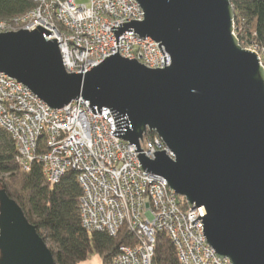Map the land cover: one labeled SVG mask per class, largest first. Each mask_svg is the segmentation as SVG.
I'll return each instance as SVG.
<instances>
[{"label":"water","instance_id":"1","mask_svg":"<svg viewBox=\"0 0 264 264\" xmlns=\"http://www.w3.org/2000/svg\"><path fill=\"white\" fill-rule=\"evenodd\" d=\"M143 21L111 30L118 52L85 73H68L60 42L40 25L0 33V72L53 109L78 98L109 108L115 136L137 146L155 132L173 152L139 153L141 168L164 177L199 208L206 243L231 264H264V65L235 33L231 0H136ZM126 31L170 54L148 68L119 54ZM165 64L166 57H165ZM194 220L192 223L194 224ZM0 264H56L22 207L0 189Z\"/></svg>","mask_w":264,"mask_h":264},{"label":"built area","instance_id":"2","mask_svg":"<svg viewBox=\"0 0 264 264\" xmlns=\"http://www.w3.org/2000/svg\"><path fill=\"white\" fill-rule=\"evenodd\" d=\"M37 0L27 14L0 20V33L33 30L38 25L57 38L68 73H85L118 52L111 30L120 23L143 21L144 10L136 0ZM119 35V54L135 58L148 68H165L170 54L151 37L126 31ZM259 54L264 65V49L247 47ZM165 57L166 62L165 64ZM97 114L90 102L78 98L63 108L53 109L23 83L0 72V126L16 142L17 162L29 171L39 160L47 178L57 182L70 170L78 173L83 189L80 201L83 225L89 230L116 235L127 224L136 236L134 246L121 247L111 264H152L156 234L165 231L183 264H231L217 256L206 243L199 208L184 210L182 196L168 181L141 168L139 153L154 158L156 151L173 152L156 134L145 135L142 149L113 133L116 121L109 108ZM46 136L45 152H38L39 140ZM195 221L193 224L192 222Z\"/></svg>","mask_w":264,"mask_h":264},{"label":"trees","instance_id":"3","mask_svg":"<svg viewBox=\"0 0 264 264\" xmlns=\"http://www.w3.org/2000/svg\"><path fill=\"white\" fill-rule=\"evenodd\" d=\"M236 10L235 32L244 47L264 49V0H231ZM37 6V0H0V20L23 16ZM155 136V132H150ZM46 136L39 140L38 152H45ZM18 149L12 135L0 126V189L22 207L54 254L56 264H81L99 255L110 264L123 246H134L136 236L127 224L116 235L87 229L81 218L83 189L78 173L70 170L50 181L39 160L29 171L17 162ZM184 210L189 208L182 198ZM152 264H183L178 249L165 231L156 234Z\"/></svg>","mask_w":264,"mask_h":264},{"label":"rangeland","instance_id":"4","mask_svg":"<svg viewBox=\"0 0 264 264\" xmlns=\"http://www.w3.org/2000/svg\"><path fill=\"white\" fill-rule=\"evenodd\" d=\"M77 2L80 3H85L87 2L86 0H77ZM236 33V32H235ZM180 196V195H179ZM155 253V252H154ZM154 257V255H153ZM153 259V258H152ZM104 264L103 259L99 255H93L88 262H84L82 264ZM111 264V263H110Z\"/></svg>","mask_w":264,"mask_h":264},{"label":"crops","instance_id":"5","mask_svg":"<svg viewBox=\"0 0 264 264\" xmlns=\"http://www.w3.org/2000/svg\"><path fill=\"white\" fill-rule=\"evenodd\" d=\"M88 261H89V260H87V261H85V262H88ZM82 263H84V262H82ZM82 263H81V264H82ZM89 264H90V263H89Z\"/></svg>","mask_w":264,"mask_h":264},{"label":"bare ground","instance_id":"6","mask_svg":"<svg viewBox=\"0 0 264 264\" xmlns=\"http://www.w3.org/2000/svg\"><path fill=\"white\" fill-rule=\"evenodd\" d=\"M141 149H142V146H141Z\"/></svg>","mask_w":264,"mask_h":264}]
</instances>
